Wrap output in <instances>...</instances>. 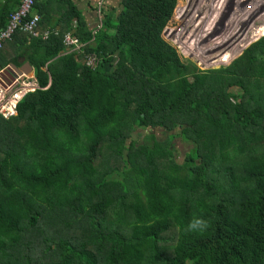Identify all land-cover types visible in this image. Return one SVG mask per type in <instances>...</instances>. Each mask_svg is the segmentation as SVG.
Here are the masks:
<instances>
[{"label":"trees","instance_id":"obj_1","mask_svg":"<svg viewBox=\"0 0 264 264\" xmlns=\"http://www.w3.org/2000/svg\"><path fill=\"white\" fill-rule=\"evenodd\" d=\"M177 1L119 0L93 33L77 0H36L48 37L1 44L39 90L0 115V264H264V32L198 70L161 37Z\"/></svg>","mask_w":264,"mask_h":264},{"label":"rangeland","instance_id":"obj_2","mask_svg":"<svg viewBox=\"0 0 264 264\" xmlns=\"http://www.w3.org/2000/svg\"><path fill=\"white\" fill-rule=\"evenodd\" d=\"M78 1H80V5H86V0ZM118 2L119 0H90L88 2L90 7H94L91 11L92 18L89 24L93 33L101 25L102 12L108 7L117 6ZM210 10L214 11L217 16L211 14L209 12ZM205 25L206 27L208 26L207 29L211 26L209 34L207 35L203 34V29L201 28L205 27ZM222 28H225V30L221 31ZM225 32L228 33L226 34ZM262 32H264V0H178L170 20L161 33V37L167 43L171 44L177 53V47L181 48L179 50L182 54V50L186 53V56L183 54L185 59H181L179 56L182 62L189 61L198 70H208L216 69L230 63L239 53L225 63L215 61V59H212L214 56L218 54L223 55L226 50L229 51L235 47L240 48L244 44L240 49L241 52L253 40L258 38ZM225 34L226 39L223 40ZM222 41H226V45L219 48L212 47L217 42L218 45H221L223 43ZM219 42L222 43L219 44ZM64 52L69 53L73 52V50L68 49ZM83 60L89 66H93L95 63L89 55L84 56ZM22 75L24 73L20 76ZM18 86L19 90H25L20 102L27 94L39 90L33 73L25 74L24 78L19 81ZM15 89L16 86L9 91L12 92ZM150 135L155 136L158 140H162L165 138L166 133L161 129L139 127L132 133L127 143L130 140L136 143H144ZM189 149V142L179 137H176L172 142L173 156L178 163H182Z\"/></svg>","mask_w":264,"mask_h":264},{"label":"built area","instance_id":"obj_3","mask_svg":"<svg viewBox=\"0 0 264 264\" xmlns=\"http://www.w3.org/2000/svg\"><path fill=\"white\" fill-rule=\"evenodd\" d=\"M35 2L36 0H20L17 8L10 14L5 28L0 30V46L4 41L11 39L16 31H23L31 37L41 38L43 40L48 37V31L40 32L38 30L40 16L33 11ZM63 45L65 51L68 49L80 51L83 46L78 39L70 33L63 34ZM2 72L3 70H0V103L3 102L0 106V115L4 118H8L16 115L17 104L20 102L22 96H24L25 90H19L18 83L24 78L25 74L11 80L9 77L2 78ZM15 86L16 89L10 92L9 90Z\"/></svg>","mask_w":264,"mask_h":264},{"label":"water","instance_id":"obj_4","mask_svg":"<svg viewBox=\"0 0 264 264\" xmlns=\"http://www.w3.org/2000/svg\"><path fill=\"white\" fill-rule=\"evenodd\" d=\"M264 35V34H262ZM260 35V36H262ZM260 36H258V38H260ZM258 38H256L255 40H253L251 43H253L254 41H256ZM250 43V44H251ZM249 44V45H250ZM248 45V46H249ZM247 46V47H248ZM242 53V51L238 54V56ZM232 61V60H231ZM230 61V62H231ZM33 72V68L31 65H29L28 63H24L22 66L20 67H16L13 64H10L6 67V69L1 73V77L2 78H6L9 77L11 80L14 79L17 76H20L21 74H30Z\"/></svg>","mask_w":264,"mask_h":264},{"label":"crops","instance_id":"obj_5","mask_svg":"<svg viewBox=\"0 0 264 264\" xmlns=\"http://www.w3.org/2000/svg\"><path fill=\"white\" fill-rule=\"evenodd\" d=\"M90 0H86L85 3L86 5L85 6H82L80 5V1L77 0V6L80 10V12L82 13L83 17L85 18V21L87 22V25L90 26V19L92 18V10L94 7H90V5H88V2ZM18 5V3L14 5V7H16ZM90 28V27H89Z\"/></svg>","mask_w":264,"mask_h":264}]
</instances>
